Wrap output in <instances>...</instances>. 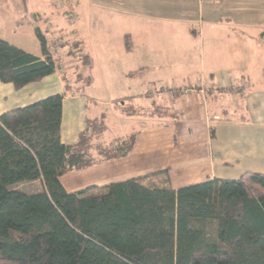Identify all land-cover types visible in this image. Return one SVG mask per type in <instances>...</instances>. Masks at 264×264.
Listing matches in <instances>:
<instances>
[{
    "label": "crops",
    "instance_id": "0c3cea01",
    "mask_svg": "<svg viewBox=\"0 0 264 264\" xmlns=\"http://www.w3.org/2000/svg\"><path fill=\"white\" fill-rule=\"evenodd\" d=\"M108 1L101 0L108 18L117 17L129 25L119 29L118 37L129 38L131 43L103 46L105 56L99 59L98 51L86 44L79 20H74L69 29L58 21L62 14L56 8L53 13L46 11L37 0H0V5L7 6L0 9V39L45 60L36 34L40 30L57 65L53 75L21 90L0 80V116L60 94L64 97L63 144L76 145L88 125L98 120L104 125V146L112 148L137 134L126 157L105 159L62 176L65 190L78 193L92 188L90 193H96L94 188L133 179H141L147 187L178 190L214 179L248 181L252 174L264 175V81L259 77L264 73V60L249 62L246 51L242 59H231L234 47L224 57L211 47L208 65L204 58L200 61L192 57L199 74L179 80L180 69L194 67L182 62L190 64V56L196 52L174 45L172 39L176 34L180 35L178 39L189 38L190 32L168 30L167 45L160 46L153 26L159 25L157 22L184 20V3L174 7L172 1L170 7L166 0L167 7L159 12L154 0H120V7H112ZM124 28L129 31L123 32ZM106 32L102 34L106 36ZM94 34L95 31L91 36ZM67 41L70 44L62 47ZM250 57L254 59L253 54ZM177 59L182 62L176 63ZM199 61L202 63L197 65ZM66 66L68 69H64ZM251 66L255 68L254 75H248ZM117 75L124 76L122 88L116 83ZM232 86L240 87L239 96L229 92ZM195 87L201 91L170 97L171 91ZM158 89L165 92L157 93ZM163 102L166 117L144 115V110ZM91 108H99L100 113L89 117ZM130 108L137 113L128 112ZM137 124L139 129L135 128ZM128 126L132 132L120 135Z\"/></svg>",
    "mask_w": 264,
    "mask_h": 264
},
{
    "label": "trees",
    "instance_id": "16d2710c",
    "mask_svg": "<svg viewBox=\"0 0 264 264\" xmlns=\"http://www.w3.org/2000/svg\"><path fill=\"white\" fill-rule=\"evenodd\" d=\"M36 34L45 60L0 39L2 83L21 90L56 72ZM63 100L0 116V264H264L263 174L178 190L133 179L70 194L61 177L101 161L84 151L92 124L76 145L62 143ZM136 140L117 142L107 159L126 157ZM37 181L39 193L18 189Z\"/></svg>",
    "mask_w": 264,
    "mask_h": 264
},
{
    "label": "rangeland",
    "instance_id": "374dc122",
    "mask_svg": "<svg viewBox=\"0 0 264 264\" xmlns=\"http://www.w3.org/2000/svg\"><path fill=\"white\" fill-rule=\"evenodd\" d=\"M37 1L40 2L38 3V6L41 4L46 11L53 13L56 8L57 13L62 14V17L58 18V21L67 26L69 29L74 20H79L80 32L84 36L86 44H88L92 50L96 49L98 51L96 52V55L99 59H102L103 56H105V54L101 52L103 50V46L113 47L119 44L128 46L131 43L129 38L118 37L119 29L123 26L129 28L128 23H125V21L121 22L117 17L108 18L110 15L107 10L103 9L101 0H96L95 4H91V0ZM154 1L157 2L156 7L159 9V12H161L163 8L167 7L166 0ZM172 1H174V7L184 3L185 18L184 20H175L173 22H157L159 25L153 26V30L156 32L155 34H159L158 45H167L168 38L166 37V32L168 30H182L183 32L189 31L190 37L185 39L184 37H181L178 39V36L180 35L176 34V38L172 39V43L176 46H183L185 48L190 47L191 52H196V55L192 54L190 56V61H192V57H195L197 60L204 58L206 65H208V63L212 60V56H209L211 47L212 50H214V48L219 50L223 57L227 51H230L231 48L234 47L231 59H234L236 56L239 59H242L244 52L246 51L248 53L247 59L249 62L256 61L257 59H260V61L264 60V0H169L170 7L173 6ZM108 2L111 3L112 7L115 5L120 7V0H109ZM4 7L7 6L0 5V9ZM146 8L147 5L145 6V9ZM228 16L231 17L228 18ZM237 16H239V18ZM94 31L95 34L91 36ZM103 31H108L106 32V36L102 34ZM126 31L129 30L124 28L123 32ZM98 32H101V34ZM215 33H217V35L213 38L212 36H214ZM201 39H203L202 44L200 42ZM188 40L190 41V44L186 46ZM238 43L241 44L240 47L236 46ZM60 45L61 43L59 46ZM200 45L202 48H200ZM252 54L254 55V59L250 57ZM200 61L197 65L202 63ZM61 62L63 63V60ZM179 62H182V60L177 59L176 63ZM192 62L190 64L182 62V65H192L194 67L186 70L180 69L181 73H178L180 76L179 80L184 81L193 79V77L199 74L197 73V68H195V61ZM85 63L88 65V61H85ZM64 69H68L67 66ZM254 70L255 68L252 66L251 69L249 67L247 69L248 75L250 73L254 75ZM64 71L65 70H63L62 73H64ZM97 75H101V73H97ZM226 76L228 75L226 74ZM122 77L124 79V76L122 75H117L115 78L118 88L124 87V85L120 83ZM259 77H261L264 81V73H261ZM239 88L240 87H232L229 89V92L239 96ZM190 89L188 93H185V89L171 91L170 97L178 98L179 96H187L194 92L201 91L198 87ZM159 92L162 93L165 91L158 89L157 93ZM164 104L165 103L163 102V105L161 106L155 104L153 108L149 107L148 110H144V115H149L150 117L155 116L160 119L164 115L166 117V114L164 113ZM98 111L99 108H91V110L88 111L89 117H91V114L98 113ZM128 112L137 113V110L130 108ZM135 128L139 129V124H137ZM125 129L126 130H124L120 135L131 133V129L133 128L128 126ZM103 130L104 125L100 122V120H98L90 126V130H88V133L85 134L83 138L84 151L95 162L102 161L116 155L114 147L110 148L109 146H104L101 142ZM125 131L126 133H124ZM167 184L168 182H166V185ZM18 189L25 194H35L42 191V186L38 182L24 183L19 185Z\"/></svg>",
    "mask_w": 264,
    "mask_h": 264
},
{
    "label": "built area",
    "instance_id": "2783aa9c",
    "mask_svg": "<svg viewBox=\"0 0 264 264\" xmlns=\"http://www.w3.org/2000/svg\"><path fill=\"white\" fill-rule=\"evenodd\" d=\"M232 87H234V86H232ZM232 87H231V88H232ZM185 90H186L185 93H188L191 89H190V90H189V89H185Z\"/></svg>",
    "mask_w": 264,
    "mask_h": 264
}]
</instances>
